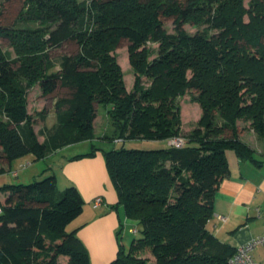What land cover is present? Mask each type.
<instances>
[{"label": "trees", "instance_id": "obj_1", "mask_svg": "<svg viewBox=\"0 0 264 264\" xmlns=\"http://www.w3.org/2000/svg\"><path fill=\"white\" fill-rule=\"evenodd\" d=\"M12 1H0V37L14 51L0 43V158L40 159L90 141V151L71 159L102 150L118 194L112 207L122 205L126 215L119 239L129 219L142 232L129 250L120 244L109 264H230L237 246L222 241L210 222L231 173L227 152L264 163L241 126L264 138V0H22L11 16L5 9ZM165 18L173 19L174 32ZM188 23L206 27L191 33ZM124 39L135 73L130 90L114 54ZM70 40L79 51L57 63L52 50ZM148 42L159 43L154 57ZM36 85L46 96L59 86L68 90L54 101L57 122L43 142L29 111ZM187 93L202 114L185 130L180 98ZM96 104L114 127L103 140L95 137ZM172 137H184L185 145H170ZM130 139L167 146L95 143ZM0 190L7 191L0 199V264H93L79 227L70 229L85 204L77 186L60 190L54 173Z\"/></svg>", "mask_w": 264, "mask_h": 264}, {"label": "crops", "instance_id": "obj_2", "mask_svg": "<svg viewBox=\"0 0 264 264\" xmlns=\"http://www.w3.org/2000/svg\"><path fill=\"white\" fill-rule=\"evenodd\" d=\"M36 88L38 89L37 100H45L46 95L42 94L39 85L34 86L30 93ZM131 88L128 87L129 90ZM50 99L51 108L47 111L36 109L39 112L35 114L34 118L36 121L34 128L41 142L47 138L49 139L50 131L57 122V111L54 107L56 97ZM41 115L45 116L44 120H41ZM98 117L97 115L95 119V128ZM84 142L90 141L67 144L40 159H48L50 156L59 155L69 148L84 144ZM90 150L60 155L58 163L62 168L61 175L67 187L70 185L77 186L85 199L83 211L75 219L81 221L75 226L79 227L78 235L89 250L92 263L109 264L118 254L121 244L118 236L120 220L126 218V215L121 206L118 209L112 207L118 202V194L111 181L102 150H97L93 156L71 159L75 155ZM227 155L231 173L222 181L216 194L215 215L210 222V226L222 241L239 246L264 233V163L256 165L249 160H243L232 150L228 151ZM27 156L36 158L34 154H28ZM24 157L17 160L24 159ZM14 161L8 163L6 159L0 158V178H4V181H6L0 182V187L5 184L16 183L6 178L10 172L13 177L20 178L17 170L13 171ZM50 167L54 168L53 165ZM53 173L57 176V182L60 183L57 172L53 170ZM6 194L7 191L0 190V199L4 198ZM97 196H103L104 203L99 207H94L93 199ZM257 207L261 208L263 217L257 216ZM218 215H222L225 219L219 218ZM254 256L258 261H264V245L259 246L254 251Z\"/></svg>", "mask_w": 264, "mask_h": 264}, {"label": "rangeland", "instance_id": "obj_3", "mask_svg": "<svg viewBox=\"0 0 264 264\" xmlns=\"http://www.w3.org/2000/svg\"><path fill=\"white\" fill-rule=\"evenodd\" d=\"M1 1V0H0ZM249 0H246V3L248 4ZM22 0H13L9 7L6 8V12L10 13L11 16H13L16 12H18L22 7ZM165 27L169 32H174V22L173 19H164ZM186 29L194 33L198 29H203L206 26H194L193 24H186ZM0 43L4 50L11 51L14 55V51L12 46L10 45V42L8 39L0 37ZM129 45L130 41L128 39H124L121 43V45L115 50L114 54L117 55V59L119 63L121 64L124 72V78L126 81L127 87H133L134 81H135V73L134 69L130 63L129 59ZM152 51V57L156 56L159 49V43L158 42H148L147 44ZM79 51V45L76 41H67L64 43L61 47L53 49L51 54L52 57L56 60L58 63L60 60V56H62L65 53L69 54H75ZM151 57V58H152ZM37 86V85H36ZM132 89V88H131ZM67 89L63 87H58V89L51 95L45 96L44 99H38V89L32 90L31 93H29V109L31 113L33 114V117L35 118V114L39 111L36 109H43L44 111H47L49 108H51V97L55 98L59 95H64L67 93ZM181 106H182V114H183V128L185 130H188L190 126L196 125L197 122L200 120L201 114H202V108L200 106V103L194 99H192L191 94L187 93L185 96L180 98ZM97 107V115L99 116L96 121V136L99 139L103 140V134H106L110 137V135L113 134V124L108 116L107 110L102 105L96 104ZM41 110V111H43ZM241 126L244 127V133L242 135V139L249 143L256 151L263 154L264 153V138L260 136L255 130H253L249 125L245 122L241 123ZM98 140L95 143L101 146H104L105 148H111L116 145V147H120L124 145L128 148H144V149H154V148H161L164 146H167V141H154V140H145V139H130L125 141L124 143H114V142H104ZM92 149L91 142H84V144H80L76 147L69 148L62 152L59 155L50 156L48 159H36L32 158L31 156L24 157V159L21 160H15L14 162V169H16L17 172L20 174V178L13 177L11 175V172L9 175L6 176V178L10 179L11 182H22L25 184L31 183L34 180H40L44 177L54 174L53 170L57 172L59 175L60 183H58V188L60 190H63L67 187L63 176L61 175L62 168L60 164L58 163V159L60 155L63 154H74L75 152L80 151H86ZM17 161V162H16ZM54 166L52 169L50 166ZM46 169V170H44ZM44 170V171H43ZM12 171V172H13ZM14 179V180H13ZM4 178H0V182H6L4 181ZM20 180V181H18ZM112 181V180H111ZM10 182V181H8ZM121 209L123 211V206L121 205ZM125 219V218H124ZM81 220H75L71 225L70 229L73 228L76 224H78ZM137 227L139 230L135 232L134 228ZM142 235L140 226L133 221L132 219L125 221V227L122 229L120 233V241L121 245L126 249L129 250L132 244L133 239L139 238ZM118 242V241H117ZM119 244V243H118ZM145 255L149 256L151 259L152 256L149 252H145ZM65 260H63V263ZM66 264V263H65Z\"/></svg>", "mask_w": 264, "mask_h": 264}, {"label": "built area", "instance_id": "obj_4", "mask_svg": "<svg viewBox=\"0 0 264 264\" xmlns=\"http://www.w3.org/2000/svg\"><path fill=\"white\" fill-rule=\"evenodd\" d=\"M184 137H172L169 140V144L175 147H183L185 145ZM17 174V172H16ZM104 203L103 196H97L93 199L94 207H99ZM2 208L0 206V213ZM257 216L263 217L261 208L257 207ZM219 218L225 219L222 215H218ZM261 245H264V233L258 235L246 243L237 246L235 254L230 259V264H264V261H258L254 256V251Z\"/></svg>", "mask_w": 264, "mask_h": 264}]
</instances>
